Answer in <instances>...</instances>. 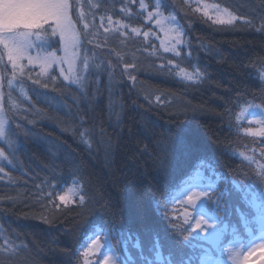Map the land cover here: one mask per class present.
<instances>
[{
  "label": "trees",
  "instance_id": "1",
  "mask_svg": "<svg viewBox=\"0 0 264 264\" xmlns=\"http://www.w3.org/2000/svg\"><path fill=\"white\" fill-rule=\"evenodd\" d=\"M158 1L183 32L175 53L147 18L156 0H143L145 9L141 0H71L75 81L28 66L12 87L4 80L0 264H82L99 232L115 264H204L256 226L264 135L245 131L250 114L241 113L264 110V0H200L232 13L231 24L190 0ZM199 175L212 184L203 209L224 227L215 246L194 230L195 210L174 200ZM70 185L79 194L63 204Z\"/></svg>",
  "mask_w": 264,
  "mask_h": 264
},
{
  "label": "rangeland",
  "instance_id": "2",
  "mask_svg": "<svg viewBox=\"0 0 264 264\" xmlns=\"http://www.w3.org/2000/svg\"><path fill=\"white\" fill-rule=\"evenodd\" d=\"M42 2H47V0H0V27H3L6 21L12 20H22L25 22H30L29 17L31 16L32 9ZM71 0H69L70 4ZM198 2V3H197ZM195 8L198 7L203 9L204 5H208V10L210 16L213 17L211 20L215 22V17L218 15H225V10L222 7L213 5L211 3L200 1V0H190ZM198 4V6H197ZM145 9V5L143 7ZM151 15L147 13V18L152 19V24L158 29L161 34V41H164V45H161V48L164 50V47H172L175 45V51L170 53H175L177 51V46L183 43V32L179 27L178 21L173 15H165L160 9V3L158 0L155 2V9L152 11ZM202 13V11H199ZM203 14V13H202ZM227 14L235 17L232 13L227 10ZM70 18L75 26V23L70 15ZM236 19V18H235ZM234 19V20H235ZM159 21V23H157ZM216 23V22H215ZM219 24V23H217ZM76 29V43L75 47L71 51L75 52L73 58V63L71 70L69 64L65 59V46L61 41L59 33L56 34L59 39V48L48 49L51 46L50 41L47 36L44 34L43 29L39 30V35L36 33H28L27 35L23 34H14L12 37L5 36L6 40H16L25 47L24 56L17 60L15 66L7 58V49L0 44V115L3 116L2 122H0V144L6 142V118L2 108V86L4 80L6 79V84L12 87L15 83L16 76L23 71L25 66L36 67L41 71V62L44 57H54L52 59L50 66L46 73L52 68H56L61 78L69 83H72L76 79L77 69H78V59H79V46H80V35ZM23 32V30H22ZM179 33L180 43L177 44L175 36L176 33ZM167 33V36L165 35ZM31 58L32 63H29ZM67 77V79H66ZM248 112L249 118L246 120L248 125L251 126L250 129L258 130L264 124L257 123V121L264 122V110L260 106L248 107L244 110L242 114ZM244 118V115H243ZM260 136V135H255ZM263 136V135H261ZM4 161H7V156L5 152L0 147V164ZM201 176L196 177L192 183H187L184 188L181 189L179 194L174 197L176 203L192 208L195 210V219L193 224L197 219L201 221V227L194 228L195 231L200 233V235L208 240L212 245H217L220 239H222L224 227L217 225L216 218L211 215L207 210L203 209L205 196L208 190L212 187V184L209 181H201ZM203 193L195 202L191 205L188 204L187 197L192 193ZM68 193L70 199L68 201H61L63 204H67L78 196L79 192L75 186H68L62 193ZM253 208L256 209L258 217L256 220V229L253 224L244 225V230L239 234L235 235L227 247V252L222 258H212L209 256L204 257V264H264V193L259 197V201L253 203ZM189 213L186 209H182L181 216L184 217V213ZM237 224V223H236ZM230 240V239H229ZM93 241H97L96 244H93ZM108 236L104 232L97 233L91 241L88 243L86 248L83 250L89 252L87 257L88 264H91L94 260V255L102 253V258L98 264H104V259L107 257V264H115V254L113 250L106 248L108 246ZM84 256V255H83ZM247 257V258H246ZM82 264H85V256L82 258Z\"/></svg>",
  "mask_w": 264,
  "mask_h": 264
},
{
  "label": "snow or ice",
  "instance_id": "3",
  "mask_svg": "<svg viewBox=\"0 0 264 264\" xmlns=\"http://www.w3.org/2000/svg\"><path fill=\"white\" fill-rule=\"evenodd\" d=\"M141 7H144L143 0H141ZM70 4L69 0H47V2L38 3L31 11V16L29 17L30 22H25L22 20H12L6 21L3 27H0V44H2L7 49V58L9 61L13 63L15 66L17 60L21 59L25 54V47L23 44L17 42L16 40H6L5 36L12 37L14 34H23L27 35L28 33H36L39 35V30L51 28L52 35H56L59 33L61 41L65 46V59L69 64V68L71 70V66L73 63V58L75 56V52L71 51L75 47L76 43V29L70 18ZM196 11H202L205 17L212 19L210 16L208 5H204L203 9L197 8ZM151 15V12H149ZM235 17L227 14V10H225V15H218L215 17V22L219 24H231ZM108 23L111 25L113 23L112 19L108 18ZM159 23V21H157ZM87 27V25L85 26ZM23 30V32H22ZM133 32H137L138 29H132ZM147 37L148 33H144ZM167 36V33H165ZM179 33H176L175 39L177 44L180 43ZM161 45H164V41H161ZM165 52H174L175 45L172 47H164ZM54 59V57L48 56L44 57L41 62V71L44 72L50 66V63ZM29 63H32L31 58L29 59ZM181 74L187 75L189 80L192 79L191 75L184 73L183 69L181 70ZM259 78L261 81H264V64L261 65V69L259 70ZM67 79V77H66ZM3 116L0 115V122H2ZM257 123L264 122L257 121ZM245 131L253 134V135H264V126H262L258 130L246 129ZM203 193L192 192L188 197V204L191 205L197 200ZM61 201H68L70 196L68 193L62 194L58 197ZM190 214L184 213V223L189 221ZM193 228L201 227V221L199 219L192 225ZM93 244H96L97 241H93ZM85 256V264H88L87 257L89 255L88 251L83 253ZM247 258V257H246ZM107 257L104 259V264H107Z\"/></svg>",
  "mask_w": 264,
  "mask_h": 264
}]
</instances>
